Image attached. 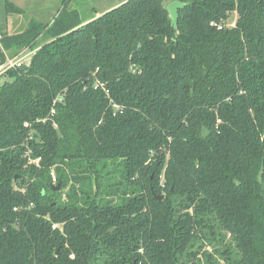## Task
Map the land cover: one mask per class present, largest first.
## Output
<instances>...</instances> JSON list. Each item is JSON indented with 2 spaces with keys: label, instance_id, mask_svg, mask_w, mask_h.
<instances>
[{
  "label": "trees",
  "instance_id": "obj_1",
  "mask_svg": "<svg viewBox=\"0 0 264 264\" xmlns=\"http://www.w3.org/2000/svg\"><path fill=\"white\" fill-rule=\"evenodd\" d=\"M170 1L0 25V264H264V0Z\"/></svg>",
  "mask_w": 264,
  "mask_h": 264
},
{
  "label": "crops",
  "instance_id": "obj_2",
  "mask_svg": "<svg viewBox=\"0 0 264 264\" xmlns=\"http://www.w3.org/2000/svg\"><path fill=\"white\" fill-rule=\"evenodd\" d=\"M2 1L0 0V5H2ZM12 2L17 8L20 9L19 14H15V19H12V15L7 18L4 17V14L0 9V25L6 29V31L10 34H15L22 32L23 29L27 27L29 21L35 22H44L41 17L46 13L47 10H50V23L59 13V11L65 5L68 10H74L78 13L79 18L83 23L89 22L92 19L99 17L107 11H110L119 5H121L125 0H65L63 4V0H9ZM60 7V8H58ZM26 16L24 18L23 16ZM6 18V19H5ZM20 20L21 28L17 32H12L14 29L15 21ZM14 59V58H13ZM10 58L8 52L3 50L0 45V79L3 77L4 72L8 69V64L13 60Z\"/></svg>",
  "mask_w": 264,
  "mask_h": 264
},
{
  "label": "water",
  "instance_id": "obj_3",
  "mask_svg": "<svg viewBox=\"0 0 264 264\" xmlns=\"http://www.w3.org/2000/svg\"><path fill=\"white\" fill-rule=\"evenodd\" d=\"M184 7V3L173 0L167 3L166 10L168 13V17L170 19L171 25L175 30H177V21H178V10ZM208 135L207 129H203L201 136L205 138ZM54 191L59 190V185H57L55 188H53ZM164 198V195H156L155 199L158 201H161Z\"/></svg>",
  "mask_w": 264,
  "mask_h": 264
},
{
  "label": "rangeland",
  "instance_id": "obj_4",
  "mask_svg": "<svg viewBox=\"0 0 264 264\" xmlns=\"http://www.w3.org/2000/svg\"><path fill=\"white\" fill-rule=\"evenodd\" d=\"M58 8H60V7H58ZM0 9H2V6L0 5ZM50 10H47L46 11V13L41 17V19H42V21H46V23H48L50 20H48L50 17H51V19H52V17L53 16H51V14H50ZM50 15V17H48ZM12 17V19H15L16 17L14 16V15H12L11 16ZM24 18H26V16L24 15L23 16ZM235 19H236V15L235 14H233L232 16H231V18L229 19V21H228V23L229 24H232L234 21H235ZM39 23V22H38ZM40 23H43L44 24V22H41L40 21ZM21 26V24H20V20H17V21H15V23H14V29H13V31L12 32H17V31H19L20 30V27ZM24 30V29H23ZM23 52V51H22ZM24 52H26V53H28L29 51L28 50H25ZM7 79V77L5 76V75H3V77L0 79V83H2V82H4L5 80ZM205 250H207V251H211L212 250V248L211 247H206L205 246Z\"/></svg>",
  "mask_w": 264,
  "mask_h": 264
},
{
  "label": "built area",
  "instance_id": "obj_5",
  "mask_svg": "<svg viewBox=\"0 0 264 264\" xmlns=\"http://www.w3.org/2000/svg\"><path fill=\"white\" fill-rule=\"evenodd\" d=\"M217 28L221 29L222 26H217ZM32 53L33 52L31 51H29L28 53L24 51L21 52L17 57H15L11 62H9L8 68H19L28 65ZM52 183L53 184L55 183V177L53 175H52ZM52 228L54 229L55 226H52Z\"/></svg>",
  "mask_w": 264,
  "mask_h": 264
}]
</instances>
